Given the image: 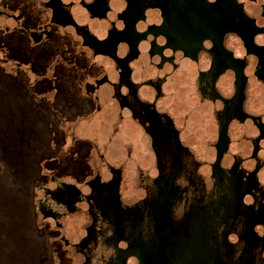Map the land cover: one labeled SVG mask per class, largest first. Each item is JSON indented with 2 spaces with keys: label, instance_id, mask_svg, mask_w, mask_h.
<instances>
[{
  "label": "flooded vegetation",
  "instance_id": "obj_1",
  "mask_svg": "<svg viewBox=\"0 0 264 264\" xmlns=\"http://www.w3.org/2000/svg\"><path fill=\"white\" fill-rule=\"evenodd\" d=\"M0 50L60 139L47 179L91 177L95 134L144 173L149 109L193 154L264 178V0H0ZM86 218L40 219L63 264Z\"/></svg>",
  "mask_w": 264,
  "mask_h": 264
},
{
  "label": "water",
  "instance_id": "obj_2",
  "mask_svg": "<svg viewBox=\"0 0 264 264\" xmlns=\"http://www.w3.org/2000/svg\"><path fill=\"white\" fill-rule=\"evenodd\" d=\"M82 214L74 264H264V178L150 109L144 173L95 134L91 177L35 180L34 219Z\"/></svg>",
  "mask_w": 264,
  "mask_h": 264
},
{
  "label": "rangeland",
  "instance_id": "obj_3",
  "mask_svg": "<svg viewBox=\"0 0 264 264\" xmlns=\"http://www.w3.org/2000/svg\"><path fill=\"white\" fill-rule=\"evenodd\" d=\"M18 71L0 50V264H63L34 219L35 180L47 179L50 167L60 172L62 155L51 145L60 139L48 133L45 116L23 105L28 93L15 86L30 76L19 78Z\"/></svg>",
  "mask_w": 264,
  "mask_h": 264
}]
</instances>
